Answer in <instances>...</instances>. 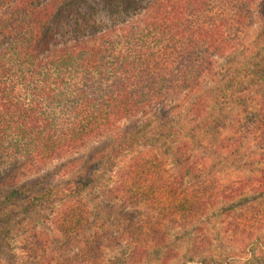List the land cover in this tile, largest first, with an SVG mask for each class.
<instances>
[{
  "label": "trees",
  "instance_id": "obj_1",
  "mask_svg": "<svg viewBox=\"0 0 264 264\" xmlns=\"http://www.w3.org/2000/svg\"><path fill=\"white\" fill-rule=\"evenodd\" d=\"M62 2L0 0V264H52L70 245L82 255L76 264H102L95 207L83 199L95 155L59 186L34 191L19 179L59 160L73 167L91 141L152 113L171 145L133 153L108 189L136 218L124 263L161 249L169 226L202 229L216 206L232 212L234 235L264 226V0H150L119 22L84 19L78 33L88 29L58 43L49 25ZM248 99L255 107L245 111ZM245 160L257 166L244 169ZM19 203L51 208L16 227L6 216Z\"/></svg>",
  "mask_w": 264,
  "mask_h": 264
},
{
  "label": "rangeland",
  "instance_id": "obj_2",
  "mask_svg": "<svg viewBox=\"0 0 264 264\" xmlns=\"http://www.w3.org/2000/svg\"><path fill=\"white\" fill-rule=\"evenodd\" d=\"M43 1V0H42ZM150 0H63L59 5L58 11L53 16L49 25V33H54L58 43H63L68 37H76L82 31L88 29L86 23L82 24L84 29L78 33V28L82 20L91 21L97 19L100 23L109 24L119 22L122 19H129L138 11V5L143 6ZM96 21V20H95ZM258 99L264 95V79L257 82ZM246 102L245 111L255 107L253 101ZM257 106V105H256ZM184 110L180 109L179 113ZM245 114V113H243ZM161 116L148 114L145 117L135 116L131 120H124L121 129L117 133L107 134L102 139L93 140L85 146L77 159L75 166H64V160L50 165L42 171H36L20 177L19 187L38 191L45 185L52 187L61 185L72 175L70 169L80 171L84 165H88L92 155L95 161L92 171H94L95 182L93 187L84 193L83 199L90 200L94 204L96 211V226L92 230L100 239L102 250V264H202V260H209L211 264L221 262L222 264H264V226L254 228L253 232L241 235H234L227 229L225 222L231 217L232 212L222 213L219 207L211 208L204 218L200 221L202 229L197 230L194 226L186 231L177 226H169L168 239L163 243L158 251H152L142 261H129L124 263L131 249V239L126 236V227L133 225L136 218L132 217V209L127 205H122L119 197L108 193L110 187H116L118 183L117 171H122L124 164L131 158L133 153L140 154L145 151H156L171 145V139L163 138L157 130L160 128ZM126 124V125H125ZM125 127L123 128V126ZM123 128V129H122ZM125 132V134L122 133ZM133 135H138L141 140L133 142V148H125L120 155L114 156L113 150L122 148L123 141L131 140ZM224 138L221 137V140ZM172 141V143H174ZM212 140H206L209 145ZM131 149V150H130ZM160 151V150H159ZM224 153H227L224 151ZM224 155V154H223ZM98 160V161H97ZM222 157L214 154L213 163L219 167L222 164ZM246 161V160H245ZM115 163L117 166L112 170L110 165ZM244 169L255 168L257 165H249L246 161ZM90 164V163H89ZM173 168L168 167V172ZM233 170H230L232 172ZM19 203L13 205L6 217H11L13 224L18 227L19 219L31 217L35 223L40 216H48L50 208L40 210L39 208L25 211V205ZM245 208V207H244ZM240 208L235 209V213ZM131 218V219H130ZM91 232V233H92ZM106 232L105 235L102 233ZM48 233H54L50 229ZM206 235L204 241L200 238ZM20 241L16 243L19 249ZM71 247V248H70ZM70 248V249H69ZM123 249H127L126 253ZM77 248L70 245L67 248L57 247L54 263H67L72 261L76 264V259H81L82 255L77 253ZM19 255L21 254L20 249ZM81 253V251H79ZM126 254V255H125ZM194 255V260H189ZM76 258V259H75ZM87 264V262H81ZM208 264V263H207Z\"/></svg>",
  "mask_w": 264,
  "mask_h": 264
}]
</instances>
